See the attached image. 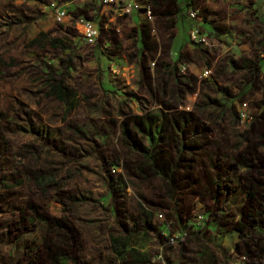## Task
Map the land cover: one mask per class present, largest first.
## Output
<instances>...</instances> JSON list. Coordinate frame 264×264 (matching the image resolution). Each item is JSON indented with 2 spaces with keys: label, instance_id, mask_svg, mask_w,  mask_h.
Listing matches in <instances>:
<instances>
[{
  "label": "rangeland",
  "instance_id": "obj_1",
  "mask_svg": "<svg viewBox=\"0 0 264 264\" xmlns=\"http://www.w3.org/2000/svg\"><path fill=\"white\" fill-rule=\"evenodd\" d=\"M99 5L110 11L103 0H0V264L38 254L42 264L258 261L251 239L264 245V219L247 223L242 184L264 191V166L246 162L264 155V0H195L200 19L185 7L175 23L157 17L143 50L127 25L103 29ZM80 17L101 26L93 43ZM194 24L206 45L190 41ZM40 32L42 43H29ZM56 80L74 93L70 109L48 95ZM213 157L229 194L208 180ZM107 168L123 180L117 198ZM31 171L52 179L39 188ZM116 235L125 260L112 254Z\"/></svg>",
  "mask_w": 264,
  "mask_h": 264
},
{
  "label": "trees",
  "instance_id": "obj_2",
  "mask_svg": "<svg viewBox=\"0 0 264 264\" xmlns=\"http://www.w3.org/2000/svg\"><path fill=\"white\" fill-rule=\"evenodd\" d=\"M151 1V0H150ZM152 5V3H151ZM180 9V8H179ZM178 9V10H179ZM164 15L168 18H171L170 16H173V11L167 10ZM125 20L126 19H119L118 22L120 24V28L125 25ZM169 20V19H168ZM172 20V19H171ZM174 23V21L172 20ZM152 25L150 23H144L141 26V30L138 35V31L135 28H131L138 37H140V43L141 47L140 49H144L145 47H148L150 44V41H153V33H152ZM101 29V26H100ZM45 36L44 32H40L37 37H34L29 43L33 45H40L42 41H40V37ZM49 44H51L55 48H59L62 50V41L59 38H52L48 40ZM264 47V44H263ZM150 48V47H149ZM146 49V48H145ZM65 53H68L69 50L68 48H65L64 50ZM48 95L54 96L58 101L62 102L65 105H68L69 109L70 106L73 105L72 98L74 99V93L71 89H69L66 85H64L62 80H56L53 83H50L49 89H48ZM184 146L191 152L193 153L194 150H196L198 147H200L198 140L194 137H189L188 139L184 140ZM252 156L246 159V162H251L256 160L260 165L264 166V155H259V154H251ZM250 159V160H249ZM211 163L214 165V169L216 171L215 177L216 178H209V182L212 185V187L215 189V192L217 194H229L231 191H233V186L230 184L229 181V174L228 173H223V166H220L218 162V157L217 158H212ZM118 161H111L108 163V166H114L117 165ZM225 172V171H224ZM106 174H107V185L108 188L111 192V194L117 198L119 197L120 193L124 189V183L121 177L115 175L114 173L111 172L110 168L106 169ZM30 176L32 178V182L39 188H43L46 186L49 181L52 179L50 176L46 175L45 173H39L36 171H31ZM243 178V176H242ZM246 183L242 184V186L245 188L247 194H248V200L246 205H248L249 209L248 211L245 212V219L247 223L251 226H256L259 221H262L264 219V191L260 190L257 183L255 181H249V177H245ZM243 180V179H242ZM63 203V202H62ZM117 208H121L119 205ZM46 219V218H45ZM243 223L241 220L237 221L236 223V230L239 232H243ZM72 232V227L70 226L68 228ZM136 229V228H133ZM136 231H138L136 229ZM241 232V233H242ZM125 236H111L110 237V248L112 251V254L119 258L120 260H125L128 256L129 253L125 249ZM251 239V238H250ZM252 240V246L256 247L255 249V254L260 255V259L258 261H252L249 262V264H264V245H261V242L258 241L257 239H251ZM246 243V246H248V241H244ZM238 246V244H237ZM251 247V249L253 248ZM257 251V252H256ZM43 256L41 254L35 255L31 257L28 261L27 264H42ZM57 262V261H56ZM136 263V262H135Z\"/></svg>",
  "mask_w": 264,
  "mask_h": 264
},
{
  "label": "built area",
  "instance_id": "obj_3",
  "mask_svg": "<svg viewBox=\"0 0 264 264\" xmlns=\"http://www.w3.org/2000/svg\"><path fill=\"white\" fill-rule=\"evenodd\" d=\"M103 3L110 6V11L106 13L103 12V15L107 18L103 24V29L105 31L109 30V25L118 31L120 29L118 20L127 19L133 11L143 10L147 15V19H152V5L150 0H143V2L138 0H103ZM54 14L57 21H61L64 18V12L61 9H56ZM189 16L194 19H200L195 9L189 12ZM77 24L80 25L81 34L87 42L93 43L97 39L100 28L96 22L85 17H80L77 20ZM189 39L192 43L197 45L207 44V36L203 33L199 24H194L192 26L189 32ZM209 72V69H205L203 75L207 76ZM243 105L245 107L246 103H243ZM239 117L241 120H244L247 117V113L241 110L239 112ZM112 170L113 172L115 171L114 168Z\"/></svg>",
  "mask_w": 264,
  "mask_h": 264
},
{
  "label": "crops",
  "instance_id": "obj_4",
  "mask_svg": "<svg viewBox=\"0 0 264 264\" xmlns=\"http://www.w3.org/2000/svg\"><path fill=\"white\" fill-rule=\"evenodd\" d=\"M82 2H85L86 0H80ZM140 2H143V0H138ZM152 3V19L148 20L147 15L143 10L133 11L132 14L125 20V25L128 26V28H135L138 32L141 30V26L144 23H150L152 25V33L154 34V25H155V19L157 17H164V13L167 10L173 11V21L175 23L176 19H178V15L181 12V10L185 7L186 15L191 10H198V7L194 5L195 0L187 1V0H151ZM180 8V9H179ZM87 9V8H85ZM102 6L99 5V16H102L103 12L101 11ZM179 9V10H178ZM63 11V10H62ZM64 12V11H63ZM65 14V12H64ZM182 16V15H181ZM188 16V15H187ZM208 23V26H210L213 31H216L214 27H212V24H210L209 19L205 20ZM79 25V24H78ZM80 27V25H79ZM190 32V31H189ZM189 37V36H188Z\"/></svg>",
  "mask_w": 264,
  "mask_h": 264
},
{
  "label": "flooded vegetation",
  "instance_id": "obj_5",
  "mask_svg": "<svg viewBox=\"0 0 264 264\" xmlns=\"http://www.w3.org/2000/svg\"><path fill=\"white\" fill-rule=\"evenodd\" d=\"M251 61V60H250ZM253 68L255 69V65H253ZM249 76V75H248ZM252 77V76H251ZM247 84L251 85L252 83L250 81L247 82Z\"/></svg>",
  "mask_w": 264,
  "mask_h": 264
}]
</instances>
